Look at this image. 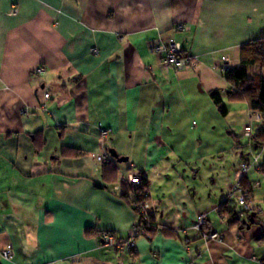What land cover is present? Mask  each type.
Returning <instances> with one entry per match:
<instances>
[{
  "label": "crops",
  "instance_id": "obj_1",
  "mask_svg": "<svg viewBox=\"0 0 264 264\" xmlns=\"http://www.w3.org/2000/svg\"><path fill=\"white\" fill-rule=\"evenodd\" d=\"M263 33L264 0H0V264H259L260 225L211 223L218 206L202 210L184 181L157 170L188 102L225 99L222 69L238 67L239 47ZM171 40L193 58L180 73L152 52ZM110 150L127 162L97 161ZM129 172L144 175L158 228L132 255L99 236L124 242L139 223L122 187ZM198 215L221 241L197 237Z\"/></svg>",
  "mask_w": 264,
  "mask_h": 264
},
{
  "label": "rangeland",
  "instance_id": "obj_2",
  "mask_svg": "<svg viewBox=\"0 0 264 264\" xmlns=\"http://www.w3.org/2000/svg\"><path fill=\"white\" fill-rule=\"evenodd\" d=\"M253 72L256 73L257 70H251V73ZM262 74L264 75V72ZM197 102H200V98L188 102V107L184 110L186 114L180 123V132L176 138H172L177 145L168 147L164 151L163 162L159 164L160 168L163 166L164 168L157 172L165 179L167 177V180L177 183L184 181L195 195V202L198 205L204 203L202 210L210 211L211 206H218L227 199L229 190L236 183L234 172L237 171L239 163L258 156L262 165L264 149H255L244 137V128L249 127L251 115L246 100H230L225 97L222 100L227 110L225 117L219 114L214 104L209 103L206 107L202 103L196 105ZM198 109L202 113H199ZM263 130L261 122L258 126L252 127L251 133L254 137ZM48 143L55 145L53 139H49ZM140 156L134 155L137 161ZM247 179L250 187L255 183L260 184V188L253 189L252 200L256 202V206H260L263 214L254 216V221L264 225L260 220V217H264V174L251 168ZM226 205L230 210L241 211L240 206L233 199H229ZM209 219L211 223H219L218 215L216 217L212 212ZM139 238L145 237L140 236L135 239Z\"/></svg>",
  "mask_w": 264,
  "mask_h": 264
},
{
  "label": "built area",
  "instance_id": "obj_3",
  "mask_svg": "<svg viewBox=\"0 0 264 264\" xmlns=\"http://www.w3.org/2000/svg\"><path fill=\"white\" fill-rule=\"evenodd\" d=\"M16 11L12 9L10 11V15H14ZM181 26L176 27V31H180ZM91 52L93 54H97L95 49H92ZM152 52L161 57V66L166 72H174L180 73L188 68L193 61V58L189 55L185 54L181 48V45L175 41H169L166 45H159L155 47ZM223 68L222 70H224ZM44 70L38 68L35 70L36 75H42ZM49 99V93L47 90L43 91V100L46 101ZM42 110H45V106L41 107ZM261 123V115L259 114H251L250 115V125L244 129V137H246L251 144H253V135L251 133L252 127L258 126ZM100 136L102 138H106L108 136V132L100 128ZM109 155H105L104 157H98V162H103L106 159H109ZM251 168H254L257 172H261L264 174V162L262 165L259 162V157H253L252 160H244L241 161L237 167L236 171V183L229 190V197H234L235 202L238 206H240V212L242 213L239 217V221H247V218L250 214H254V216L262 215L263 210L256 206L253 203L251 190L245 189L240 185L241 178H246ZM143 174L140 173H127L123 177V182L126 183L130 188H137L142 185ZM255 188H259L260 184L255 183L253 185ZM135 199V198H134ZM133 209L137 212L139 219L141 222L138 223L137 227L133 230V235L129 237L124 242L116 241L109 233H101L100 239L104 246L116 250L118 253H132L134 252V239L140 236H146L149 229V210L150 206L147 201L137 202L133 201L132 204ZM219 223H226V218L224 216H218ZM208 220L203 215H198L191 226V230L196 233L197 237L203 239L204 241H221V238L214 231H208ZM1 257L6 261H12L13 252L11 247H7L4 251L1 252Z\"/></svg>",
  "mask_w": 264,
  "mask_h": 264
},
{
  "label": "trees",
  "instance_id": "obj_4",
  "mask_svg": "<svg viewBox=\"0 0 264 264\" xmlns=\"http://www.w3.org/2000/svg\"><path fill=\"white\" fill-rule=\"evenodd\" d=\"M256 71V73H251ZM264 33L261 34L256 40L245 43L239 47V66L236 68H225L223 70V78L229 84L230 90L227 94V98L230 100H246L247 108L250 114L261 115V122L264 127ZM210 99L217 107L219 114L222 117L227 116V110L221 100L220 92L213 91L210 93ZM253 146L255 149H264V130L253 137ZM103 170L104 175H107L108 179H115L116 170L114 165L104 163ZM142 185L137 188L127 187L122 185L124 191H133L134 198L137 202L147 201L148 197L145 194L147 189V182L145 177L142 178ZM240 185L243 188H248L246 178L240 180ZM125 196V194H123ZM226 201L218 205V216H224L226 218V224L228 227L243 228L245 224L243 221H239L241 212L226 209ZM135 211V210H134ZM136 212V211H135ZM137 213V212H136ZM149 229L147 235L144 237H150L153 231H157L158 228L154 224L151 216H149ZM256 220V219H255ZM141 222V219H139ZM253 224H258L254 221ZM264 231V225L258 224ZM147 237V238H148ZM122 242V241H118ZM132 254V253H131ZM259 264H264V258L259 261Z\"/></svg>",
  "mask_w": 264,
  "mask_h": 264
},
{
  "label": "water",
  "instance_id": "obj_5",
  "mask_svg": "<svg viewBox=\"0 0 264 264\" xmlns=\"http://www.w3.org/2000/svg\"><path fill=\"white\" fill-rule=\"evenodd\" d=\"M109 156L114 159L118 164L120 163H126L127 162V158L124 157H118L117 153L113 150L109 151ZM254 222V214H250L248 217L247 221H243V223L245 224V228L249 229L250 225L253 224Z\"/></svg>",
  "mask_w": 264,
  "mask_h": 264
}]
</instances>
